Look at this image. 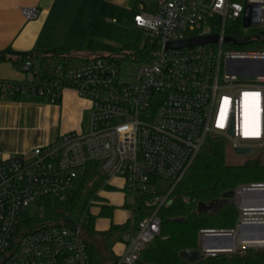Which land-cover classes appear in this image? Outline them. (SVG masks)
Wrapping results in <instances>:
<instances>
[{
    "label": "built area",
    "instance_id": "2783aa9c",
    "mask_svg": "<svg viewBox=\"0 0 264 264\" xmlns=\"http://www.w3.org/2000/svg\"><path fill=\"white\" fill-rule=\"evenodd\" d=\"M155 2L154 15L133 17V27L144 33L151 52L132 78L122 79L116 60L91 56L82 68L57 65L53 76L45 78L27 61L19 70L31 76L29 85H7L8 96H31L49 105H57L62 92L71 90L90 102L91 112L84 133L64 134L28 155L0 161V264H91L82 230L88 212L78 224H47L41 205L43 198L59 204L70 201L90 164L96 166L102 188L113 179L123 181L130 216L119 236L124 252L116 264H138L140 252L159 235V209L208 138H221L233 150L264 149V0ZM246 7L250 26L243 32L260 30L247 39L262 44L224 49L233 27H242ZM21 14L34 20L39 11L22 8ZM207 36L217 41L165 48ZM229 60L234 61L231 70ZM251 186L264 184L235 192ZM151 191L158 194L145 204L148 214L137 221L138 204ZM93 204L90 200L88 207ZM237 209L236 225L229 231L240 222H264V209ZM25 212L31 215L28 223L22 220ZM208 232L215 231H200V239Z\"/></svg>",
    "mask_w": 264,
    "mask_h": 264
},
{
    "label": "trees",
    "instance_id": "16d2710c",
    "mask_svg": "<svg viewBox=\"0 0 264 264\" xmlns=\"http://www.w3.org/2000/svg\"><path fill=\"white\" fill-rule=\"evenodd\" d=\"M247 36L241 24L237 23L228 37L235 43L228 45L234 47L248 45L250 43ZM244 41L247 42L242 44ZM150 52L151 48L141 30L108 23L94 17L75 51L52 49L15 53L6 49L0 51V63L11 62L19 69L28 61L33 64L39 77L45 78L53 76L57 65L64 69L82 68L91 56H106L118 63L128 61L143 64L148 62ZM9 97L13 101H20L22 98L14 95ZM36 100L44 102L37 98ZM227 146V142L221 138L211 137L205 141L192 165L172 189L167 204L159 209V235L140 252L138 264H189L182 260L179 254L182 251L199 248L200 231L234 229L239 214L236 206L224 204L211 214L199 210L221 202V196L226 192L252 184H264V162L254 158L239 166H229L225 161ZM89 167L70 201L59 204L51 198L41 200L45 223L74 224L71 220L72 213L88 189L87 184L94 185L95 182L98 183L97 186L102 184L94 169L96 166L90 164ZM105 188L111 190V187ZM90 190L92 192V189ZM156 194L158 193L151 191L142 196L138 204L137 221L148 214L150 207H145V204ZM101 208L100 216L112 217L111 206L103 204ZM126 228V223L120 226L111 224L107 231L97 232L94 229V217L89 216L82 230L90 263L116 264L117 258L111 255L110 246ZM105 253H108V256ZM193 264H264V248H239L229 254L203 257Z\"/></svg>",
    "mask_w": 264,
    "mask_h": 264
},
{
    "label": "crops",
    "instance_id": "0c3cea01",
    "mask_svg": "<svg viewBox=\"0 0 264 264\" xmlns=\"http://www.w3.org/2000/svg\"><path fill=\"white\" fill-rule=\"evenodd\" d=\"M22 8H37L39 14L36 19L27 20L21 14ZM155 12V0H0V51H75L94 17L119 26L133 27L134 15H154ZM31 79L11 62L0 63V161L14 155H28L33 148L45 146L61 135L86 131L91 104L71 90L62 92L57 105L37 101L31 96L22 97L20 101L11 100L6 93L7 85L28 86ZM109 187L123 192V181L113 179ZM104 190L107 189L101 184L88 203L100 200V192ZM103 204L113 208L111 218L100 216ZM92 206L91 213L88 209L91 206H87L86 210L94 217L97 232L107 231L111 224L123 225L130 216L123 201L114 205L104 200ZM114 208L123 214L120 220L113 223ZM123 252L124 246L118 237L110 246V253L118 258Z\"/></svg>",
    "mask_w": 264,
    "mask_h": 264
},
{
    "label": "water",
    "instance_id": "95a60500",
    "mask_svg": "<svg viewBox=\"0 0 264 264\" xmlns=\"http://www.w3.org/2000/svg\"><path fill=\"white\" fill-rule=\"evenodd\" d=\"M250 26L249 21V8L246 7L242 18V28L246 29ZM217 41L216 36H207L201 38L187 39L182 42L169 43L166 45V49H182L192 48L195 46H201L205 44L215 43ZM247 41L242 42L245 44ZM226 44H234L235 41L226 38ZM233 60L227 61V68L231 70ZM247 74H254L248 72ZM234 153L237 155H247L251 151L249 149H234ZM224 204L236 206L242 210H256L264 209V186H251L241 188L236 194L235 191H229L221 196V202L210 205L206 209H200L199 212L204 211L207 214H211L214 211L219 210ZM264 242V222L259 221H246L240 222L234 231H215L205 233L200 239V248L202 251H206L209 254H229L239 248H244L248 245H254V243ZM256 246V245H255ZM260 246V245H258ZM200 249L186 250L180 252L179 256L182 260L189 264H193L204 257Z\"/></svg>",
    "mask_w": 264,
    "mask_h": 264
},
{
    "label": "rangeland",
    "instance_id": "374dc122",
    "mask_svg": "<svg viewBox=\"0 0 264 264\" xmlns=\"http://www.w3.org/2000/svg\"><path fill=\"white\" fill-rule=\"evenodd\" d=\"M155 3L152 4V8H154ZM153 10V9H152ZM231 26V25H230ZM232 27V26H231ZM235 27H233L234 29ZM260 30L256 29H248L245 34L246 35H259L260 34ZM261 37H264V35H261ZM262 43H250L248 45H245L243 47H234L228 44L224 45V49H229V50H248V49H256L258 47H260ZM140 67H142L141 64L135 63V62H128V61H122L120 63V71L122 74V79L126 80V79H130L134 76V74L136 73L137 69H139ZM85 126H83V130H84ZM81 134V133H79ZM254 158H259L262 162H264V149H260V150H256L251 152L250 154L247 155H237L234 153V150L232 149V147L230 146V144H228L227 149H226V153H225V161L226 164L229 166H239L242 165L244 162H246L247 160H251ZM98 183L95 182L94 185L88 183L87 187L88 189H92L93 193H96L99 190V186H97ZM88 189H86L85 193L83 194L82 198L78 201V203L76 204L75 209L73 210L72 213V222H74V224H78L79 220L81 219L82 215L84 214L85 210L87 209L88 206V200L91 197V195L93 194L91 192V190L89 191ZM122 197V198H121ZM104 200H106L108 203L110 204H120L121 201H123V203L128 206L130 204V197L127 196L124 192H119L116 190H104L102 192H100V200H94V204H99L100 202H104ZM89 209V213H91V211L94 209V206H91L88 208ZM40 213L38 212L36 215H39ZM122 212L117 208H114V217L111 220L113 223L114 221L120 220V218L122 217ZM30 213L29 212H25L22 215V220L23 222L28 223V218L30 217ZM26 226V224L23 225V227ZM106 256H108V253H105Z\"/></svg>",
    "mask_w": 264,
    "mask_h": 264
},
{
    "label": "bare ground",
    "instance_id": "6f19581e",
    "mask_svg": "<svg viewBox=\"0 0 264 264\" xmlns=\"http://www.w3.org/2000/svg\"><path fill=\"white\" fill-rule=\"evenodd\" d=\"M254 245H264V242H258V243H254Z\"/></svg>",
    "mask_w": 264,
    "mask_h": 264
},
{
    "label": "snow or ice",
    "instance_id": "6c2138e0",
    "mask_svg": "<svg viewBox=\"0 0 264 264\" xmlns=\"http://www.w3.org/2000/svg\"><path fill=\"white\" fill-rule=\"evenodd\" d=\"M245 95H249L248 93H246ZM252 95H255V94H252ZM219 126V125H218Z\"/></svg>",
    "mask_w": 264,
    "mask_h": 264
}]
</instances>
